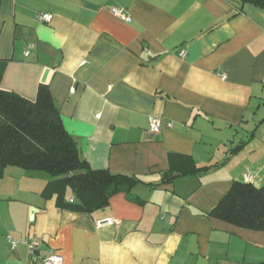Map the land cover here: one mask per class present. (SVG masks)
Segmentation results:
<instances>
[{
    "label": "crops",
    "instance_id": "1",
    "mask_svg": "<svg viewBox=\"0 0 264 264\" xmlns=\"http://www.w3.org/2000/svg\"><path fill=\"white\" fill-rule=\"evenodd\" d=\"M113 7L131 21L113 17ZM40 84L91 169L140 183L84 213L41 195L48 175L7 167L0 264H42L50 251L63 264L264 262V233L207 216L248 172L255 187L264 184V7L0 0V89L33 101ZM107 219L116 223L97 225ZM29 238L39 247L33 256L22 243Z\"/></svg>",
    "mask_w": 264,
    "mask_h": 264
},
{
    "label": "trees",
    "instance_id": "2",
    "mask_svg": "<svg viewBox=\"0 0 264 264\" xmlns=\"http://www.w3.org/2000/svg\"><path fill=\"white\" fill-rule=\"evenodd\" d=\"M237 1L241 5L264 7V0ZM7 167L48 175L51 181L41 195L44 198L55 195L57 206L84 213L107 207L112 196L128 194L140 183L134 177L89 167L75 140L65 130L45 84L38 86L33 101L0 89V179ZM67 193L75 202L67 200ZM207 216L264 233V184L255 187L250 182H233L229 192Z\"/></svg>",
    "mask_w": 264,
    "mask_h": 264
},
{
    "label": "built area",
    "instance_id": "3",
    "mask_svg": "<svg viewBox=\"0 0 264 264\" xmlns=\"http://www.w3.org/2000/svg\"><path fill=\"white\" fill-rule=\"evenodd\" d=\"M110 13H111V15L113 17H115V18H117L119 20H122V21H124L126 23H129L131 21L129 14L126 11H124L123 9H121V8L113 7V8L110 9ZM35 18H36L37 21H39L41 23H44V24H48L51 21V16L49 14H46V13H38V14H36ZM180 56L184 57L185 56V52H183V51L180 52ZM160 127H161V123H160V121H159V119L157 117H154V116L149 117V128H150L151 132L158 133L159 130H160ZM167 127L168 128H172V124L171 123L167 124ZM252 180H253V175H252L251 172H248L245 175V181L251 183ZM115 223H116V221L107 219V220L98 222L97 225L98 226H101V225H113ZM8 242L11 245V247H14V246L17 245V242L11 240L10 238H8ZM22 243L24 245H26V247L28 249V254L30 256H33L36 252L39 251L38 245L31 238L27 239L26 241H24ZM42 264H63V260H62V257L60 255H58L57 253H55L53 251H50L42 259Z\"/></svg>",
    "mask_w": 264,
    "mask_h": 264
},
{
    "label": "water",
    "instance_id": "4",
    "mask_svg": "<svg viewBox=\"0 0 264 264\" xmlns=\"http://www.w3.org/2000/svg\"><path fill=\"white\" fill-rule=\"evenodd\" d=\"M36 212L35 209L30 210V220H33V214Z\"/></svg>",
    "mask_w": 264,
    "mask_h": 264
}]
</instances>
